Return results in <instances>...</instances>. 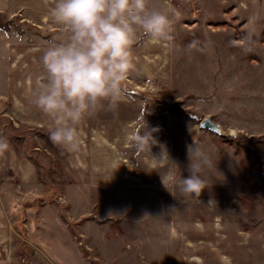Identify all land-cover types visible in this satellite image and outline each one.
I'll use <instances>...</instances> for the list:
<instances>
[{
  "label": "rangeland",
  "instance_id": "obj_1",
  "mask_svg": "<svg viewBox=\"0 0 264 264\" xmlns=\"http://www.w3.org/2000/svg\"><path fill=\"white\" fill-rule=\"evenodd\" d=\"M0 2V136L11 144L0 155V264H264L258 0H151L174 20L173 38L154 44L140 34L118 107L104 102L83 122L76 152L52 143L50 118L30 102L45 50L67 35L49 17L54 0ZM144 121L158 129L149 161L164 160L165 176H189L193 143L217 162L204 173L195 216L188 211L198 199L141 173L148 144L133 138ZM121 122H135L126 132L133 138L118 144L109 129ZM113 148L115 155L105 150ZM119 158L133 172L124 176ZM35 198L43 203L24 205Z\"/></svg>",
  "mask_w": 264,
  "mask_h": 264
},
{
  "label": "clouds",
  "instance_id": "obj_2",
  "mask_svg": "<svg viewBox=\"0 0 264 264\" xmlns=\"http://www.w3.org/2000/svg\"><path fill=\"white\" fill-rule=\"evenodd\" d=\"M48 14L67 35L45 50L44 75L30 93V102L50 118L52 143L76 152L83 122L104 102L110 109L118 107L124 82L136 68L133 46L140 34L154 44L170 42L174 20L151 0H54ZM151 131L144 121L143 131L133 138L137 147L155 143ZM10 149L8 138L0 136V155ZM187 154L189 176L177 180L169 173L166 179L198 199L208 188L205 171L216 168L217 162L194 143L187 146Z\"/></svg>",
  "mask_w": 264,
  "mask_h": 264
},
{
  "label": "bare ground",
  "instance_id": "obj_3",
  "mask_svg": "<svg viewBox=\"0 0 264 264\" xmlns=\"http://www.w3.org/2000/svg\"><path fill=\"white\" fill-rule=\"evenodd\" d=\"M0 5H1V2H0ZM1 7V6H0ZM99 120V118H98ZM125 122V121H124ZM124 122H121L119 127L118 126H115V125H111V129H109V131L112 133V134H115L117 139H116V142L119 144V143H123L124 142V139H132L133 136L129 135V136H126V132L128 131V129H130V127L133 125V123L135 122H131V123H124ZM155 136H152L155 138L156 140V134L157 133H154ZM156 142H158V140H156ZM156 146L158 145V143H154ZM123 151L124 152H128L130 150V146L126 143V145H124L123 147ZM109 154H112V155H115V148L113 149H105ZM143 154H145V158L142 159V168H143V171L141 172L143 175H150V177L152 178V180H155V179H158V178H165L167 176H165V167H164V163L163 161L160 160L159 164H157L155 166V164L153 162L150 163L149 159L152 158V154H151V150L150 148H146L143 152ZM159 158L157 156V154L155 155V160L154 161H158ZM119 161L120 163L123 165V167H125V171L124 173L126 175L124 176H127V174L129 172H133L132 169H130V166L127 163V160L126 159H123V158H119ZM151 164L153 165L152 167H149L148 165ZM29 172H30V165H27L23 171V177L26 178L28 175H29ZM174 188V187H172ZM177 189V188H176ZM179 189V188H178ZM180 193H176V195H179ZM217 205H220L219 202L216 203ZM206 207H209L208 210L205 212L204 210H202L203 214L205 215V219L208 220L209 217H210V214L214 211V206L215 204H205ZM204 206V201L202 199L198 200L195 202V204H192L191 207L189 208V211L188 213L191 214V216H195L196 213L198 214V210L199 209H202V207ZM214 221L216 222V229L215 231L219 232L221 230L220 228V225L217 224V222L220 221V218L219 217H216L214 219ZM196 225H199V224H196ZM214 230V229H213ZM217 241L218 242H223V239L220 238V236L217 238ZM245 244V243H244ZM227 248H225V250H227ZM193 260L195 261H199V259L197 258H193Z\"/></svg>",
  "mask_w": 264,
  "mask_h": 264
},
{
  "label": "crops",
  "instance_id": "obj_4",
  "mask_svg": "<svg viewBox=\"0 0 264 264\" xmlns=\"http://www.w3.org/2000/svg\"><path fill=\"white\" fill-rule=\"evenodd\" d=\"M259 1V3H260V13H261V17L262 18H264V0H258ZM261 30H262V28L261 27H259ZM261 33V32H260ZM30 173V172H29ZM30 175H28L26 178H24V179H28V178H30L29 177ZM36 200H41L40 198H35V199H32L31 201H26V202H24V205L26 206V207H30V205H32L33 203H34V201H36ZM27 205H29V206H27ZM25 207V208H26Z\"/></svg>",
  "mask_w": 264,
  "mask_h": 264
},
{
  "label": "trees",
  "instance_id": "obj_5",
  "mask_svg": "<svg viewBox=\"0 0 264 264\" xmlns=\"http://www.w3.org/2000/svg\"><path fill=\"white\" fill-rule=\"evenodd\" d=\"M34 202H37V203H43V200H36V201H34ZM20 254H21L22 256H25L24 253H23L22 251H20Z\"/></svg>",
  "mask_w": 264,
  "mask_h": 264
}]
</instances>
